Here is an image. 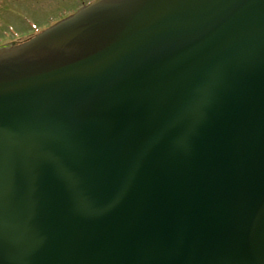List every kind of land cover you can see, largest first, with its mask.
<instances>
[{
  "label": "water",
  "instance_id": "water-1",
  "mask_svg": "<svg viewBox=\"0 0 264 264\" xmlns=\"http://www.w3.org/2000/svg\"><path fill=\"white\" fill-rule=\"evenodd\" d=\"M0 264H264V0H100L0 48Z\"/></svg>",
  "mask_w": 264,
  "mask_h": 264
},
{
  "label": "rangeland",
  "instance_id": "rangeland-1",
  "mask_svg": "<svg viewBox=\"0 0 264 264\" xmlns=\"http://www.w3.org/2000/svg\"><path fill=\"white\" fill-rule=\"evenodd\" d=\"M93 1L95 0H0V38L6 39L4 31L9 30V24L20 34V38L9 37L2 42L3 48L22 45L37 33L31 29L27 20L40 26L50 25L60 14L78 10Z\"/></svg>",
  "mask_w": 264,
  "mask_h": 264
}]
</instances>
